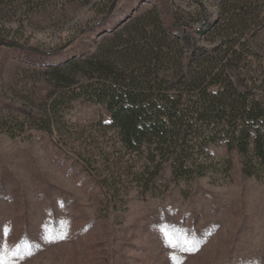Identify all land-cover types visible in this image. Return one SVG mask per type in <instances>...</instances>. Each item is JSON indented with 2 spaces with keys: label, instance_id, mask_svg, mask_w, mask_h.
<instances>
[{
  "label": "rangeland",
  "instance_id": "374dc122",
  "mask_svg": "<svg viewBox=\"0 0 264 264\" xmlns=\"http://www.w3.org/2000/svg\"><path fill=\"white\" fill-rule=\"evenodd\" d=\"M143 15L171 39L174 20L205 19L200 44L235 42L238 90L264 65V0H0V38L18 45L0 41V264H264V166L218 136L182 165L129 150L106 105L59 78ZM153 68L164 92L187 91L172 61Z\"/></svg>",
  "mask_w": 264,
  "mask_h": 264
},
{
  "label": "trees",
  "instance_id": "16d2710c",
  "mask_svg": "<svg viewBox=\"0 0 264 264\" xmlns=\"http://www.w3.org/2000/svg\"><path fill=\"white\" fill-rule=\"evenodd\" d=\"M144 17L114 32L95 53L62 63L57 72L68 85L69 97L84 95L104 103L129 150L154 143L175 154L182 165L200 151L201 142L218 136L227 141L228 150L249 153V159L264 166V65L254 70L248 87L238 90L227 72L237 58L235 42L213 51L199 43L205 19L195 24L174 20L179 35L171 39L160 19L149 29ZM171 44L180 49L172 51ZM162 61H172L180 74L184 72L187 91L179 85L170 95L155 83L153 67ZM59 100L50 104L51 109ZM27 114L35 121L30 110ZM49 127V121L44 122L43 128Z\"/></svg>",
  "mask_w": 264,
  "mask_h": 264
},
{
  "label": "snow or ice",
  "instance_id": "6c2138e0",
  "mask_svg": "<svg viewBox=\"0 0 264 264\" xmlns=\"http://www.w3.org/2000/svg\"><path fill=\"white\" fill-rule=\"evenodd\" d=\"M172 246L175 247V245H172ZM193 249H194V245L193 246L186 247L183 250H185V251H192ZM28 254L31 255V252H29ZM21 258H23V257H21ZM2 259H3V250L0 249V262H2Z\"/></svg>",
  "mask_w": 264,
  "mask_h": 264
}]
</instances>
